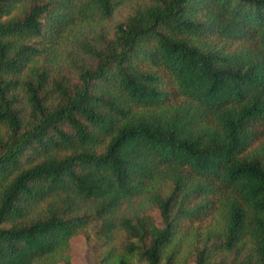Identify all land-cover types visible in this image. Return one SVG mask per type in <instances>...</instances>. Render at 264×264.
I'll return each instance as SVG.
<instances>
[{"label":"trees","instance_id":"16d2710c","mask_svg":"<svg viewBox=\"0 0 264 264\" xmlns=\"http://www.w3.org/2000/svg\"><path fill=\"white\" fill-rule=\"evenodd\" d=\"M124 1L0 0V264H264V0Z\"/></svg>","mask_w":264,"mask_h":264},{"label":"rangeland","instance_id":"374dc122","mask_svg":"<svg viewBox=\"0 0 264 264\" xmlns=\"http://www.w3.org/2000/svg\"><path fill=\"white\" fill-rule=\"evenodd\" d=\"M139 3V0H125L124 4L118 8L112 20L107 24V26L110 27L113 26L115 23L122 21ZM61 64L65 65L66 63L63 62ZM126 210L127 206L125 205L122 207V211L124 212ZM70 246L72 264H97L91 253V247L88 244L87 239L83 235L73 237L70 241Z\"/></svg>","mask_w":264,"mask_h":264}]
</instances>
